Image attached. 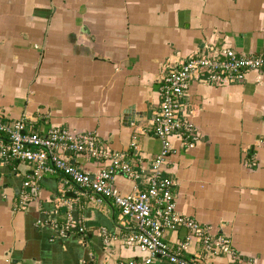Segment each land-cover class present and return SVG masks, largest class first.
Returning a JSON list of instances; mask_svg holds the SVG:
<instances>
[{"label": "crops", "instance_id": "1", "mask_svg": "<svg viewBox=\"0 0 264 264\" xmlns=\"http://www.w3.org/2000/svg\"><path fill=\"white\" fill-rule=\"evenodd\" d=\"M208 45L264 55V0H0V121L23 119L37 133L92 132L136 171L134 180L116 175L113 186L146 189L160 150L150 124L159 79ZM182 103L198 139L186 147L172 134L160 174L176 182L177 212L223 235L251 261L244 264H264V74L248 71L227 85L192 81ZM70 160L91 175L104 167L86 155ZM32 169L16 159L0 163V264L142 263L145 254L124 242L111 200L98 202L59 173L24 187ZM69 211L83 230L60 236ZM186 235L181 228L165 239ZM212 262L230 264L225 255Z\"/></svg>", "mask_w": 264, "mask_h": 264}, {"label": "built area", "instance_id": "2", "mask_svg": "<svg viewBox=\"0 0 264 264\" xmlns=\"http://www.w3.org/2000/svg\"><path fill=\"white\" fill-rule=\"evenodd\" d=\"M207 49L206 53L183 59L159 79V108L150 124L160 141V150L151 163L146 189L134 186L129 192H121L113 186L116 175L134 180L136 171L125 160L124 153L112 150L94 133L75 132L66 127H51L46 133H37L25 130L23 119L0 121V163L16 159L32 164L24 187L30 186L31 181H39L43 174L59 173L66 183L76 185L81 191H91L98 202L111 200L120 212L117 224L121 231H126L125 244L145 254L141 264H150L158 258L172 264H214L212 259L221 255L227 256L230 264L251 263L237 254L223 235H212L195 219L178 213L172 192L176 182L160 177L172 151V134H179L186 147L193 146L198 139V132L183 113L182 99L192 81L227 85L242 81L248 71L264 74V55H245L224 45H208ZM131 145L136 146L133 142ZM72 155L102 160L104 167L91 175L72 164ZM19 196L20 207L24 209L28 193L23 189ZM64 197L60 191L58 201L63 202ZM68 205L71 210V203ZM77 222L69 211L60 236L73 228L82 232L83 227H77ZM181 228L187 230L183 240L165 239L167 232L175 234ZM102 234L105 243H109L105 229ZM192 243L198 244V250L190 249ZM120 264H137V261L131 259Z\"/></svg>", "mask_w": 264, "mask_h": 264}, {"label": "water", "instance_id": "3", "mask_svg": "<svg viewBox=\"0 0 264 264\" xmlns=\"http://www.w3.org/2000/svg\"><path fill=\"white\" fill-rule=\"evenodd\" d=\"M26 190H27V192H29V193H32V194L34 193V188H30V187H29V188H27Z\"/></svg>", "mask_w": 264, "mask_h": 264}]
</instances>
